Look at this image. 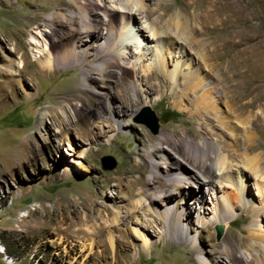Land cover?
<instances>
[{"label": "rangeland", "instance_id": "1", "mask_svg": "<svg viewBox=\"0 0 264 264\" xmlns=\"http://www.w3.org/2000/svg\"><path fill=\"white\" fill-rule=\"evenodd\" d=\"M59 2L0 0V264H223L221 253L228 246L227 238L231 240L236 257L245 255L248 261L256 257L259 262L254 264H263L264 198L260 199L255 194L253 179L250 180L253 185L248 187V196L255 201L241 205L235 198L234 224L224 232L221 227L219 240L216 239L217 224L208 220L206 225L200 226L196 212L186 216L182 222L189 239L179 237L181 226L176 227L172 235L170 223L164 228L163 222L159 219L155 221L148 208L139 206L140 196L135 194L139 190L158 186L148 181L153 170L149 156L156 162L161 163L162 157L175 163L179 157L187 156L183 141L208 139L219 143L221 138L232 143V139L223 135L218 138L214 132L221 131L215 128L237 123L245 125L256 120L259 106L256 105L253 112L247 115L234 112L220 81L216 80V74L222 71L223 77L226 69L233 72L255 70L264 77V0H241L253 15L250 22L260 27L261 34L254 42L248 43L246 53L240 57L237 55L243 46L223 47L226 40L221 31L202 29L200 22L193 20L192 26L200 31L202 29L203 33H199L198 38L203 40V44H208L210 49L214 46L218 49L217 54H213V61H207V64L200 61L199 72L205 84L199 86L190 100H183L178 93L175 95L170 73L181 56L182 46L173 39L166 54V70L157 73L159 79L152 81V89L140 85V96L132 92L131 97L136 103L129 106L124 105L122 96L114 95L110 99L113 107L121 106L125 110L122 128L109 118L104 98L85 90L88 87L86 68L66 66L59 60L52 72L41 69L37 59L40 54L29 42L37 41L43 50L47 46L45 39L37 36L39 29L35 26L30 28L31 31L24 26L40 16L35 8L38 5L48 10L41 16H50L56 9H65L69 15L74 13L72 10L75 8L67 0ZM166 2L170 9L192 16L194 9L190 3L193 0ZM154 3L148 4L156 8ZM152 18L162 30L169 28L175 35V27L169 24L168 18L162 20L160 12ZM239 24L242 27L244 21ZM55 28L60 29L58 26ZM189 29L190 25L178 29L186 40L192 37ZM49 37L52 47L47 46L49 55L42 59L52 55L63 57L70 45L61 43L55 35ZM258 40L262 42L256 46ZM16 46L19 53L12 51ZM131 51L137 52V48L132 46L128 52ZM182 52V56L186 55L187 48L184 47ZM21 53L28 60L24 70L18 66ZM192 53L186 58L199 61L195 52ZM102 63V60L95 63L94 80L90 81L92 89L112 95L119 93L120 87L116 84L120 76L119 68H108L102 73L99 69ZM211 63L218 64V69L214 71L209 67ZM182 71L185 74L190 72ZM126 77V84H130L133 75L127 74ZM247 85H244L245 89L231 90L236 97L246 95L251 88ZM210 90L215 91L214 96L208 94ZM147 95L151 105H145ZM261 96L258 104L264 103V94ZM67 99L74 107L70 115L75 119L77 113L79 119L64 130L62 121L69 123L62 110V106L68 104ZM209 104L213 107L211 112L205 110ZM146 108L157 117V134L151 133L140 121L141 116L146 117L145 113L141 115ZM52 111L56 121L51 124L46 120L51 121ZM166 112L175 114L169 116ZM207 113L212 114L211 119L204 117ZM257 133L255 150L237 151L236 160L239 154H244L246 158V154L250 157L264 154V129ZM164 134L169 136V141L163 145L164 149L157 150L155 147L162 146L160 141ZM29 142L30 147L26 145ZM159 170L165 171L163 168ZM198 192L192 187V194L196 196ZM177 196L175 194L174 198ZM180 198H172L173 201L170 199L168 203L158 202L159 210L164 212L170 205L173 208ZM210 200L206 206L213 210L216 200L213 196ZM186 201L190 203L192 198L188 196ZM189 206L193 207V204ZM180 209L181 205L173 208L168 220L175 219V213ZM260 209L263 215L258 218ZM132 211L146 215L147 220L153 221L151 226L164 234V239L160 240V231L140 227L153 241L151 252L143 251V242L134 230L136 224L132 223ZM112 232L117 236L115 250L109 242ZM225 262L234 264L232 261Z\"/></svg>", "mask_w": 264, "mask_h": 264}, {"label": "bare ground", "instance_id": "2", "mask_svg": "<svg viewBox=\"0 0 264 264\" xmlns=\"http://www.w3.org/2000/svg\"><path fill=\"white\" fill-rule=\"evenodd\" d=\"M58 1L63 2V0ZM67 1L75 8L72 10L74 12L72 15L67 14L65 9H56L50 16H41L48 10L38 5L35 8L40 16L34 18L24 28L31 31L30 28L35 26L34 28L39 29L40 35L37 34V36L41 39L44 38L47 46L52 45L49 36H57V39L61 43L70 45L67 46L68 53L66 52L63 54V57L58 58L51 53L52 57L43 60L42 57L45 58L46 54L47 56L49 55V48L46 46L41 50L37 41H30L29 44L35 45L36 51L35 49L33 51L40 54L39 56L37 55V59L41 69H47L49 72H52L54 67L59 63V60L66 66L73 65V67L86 68L85 77L88 87L85 90L96 95H101L104 98L105 111L109 115V118L120 128L123 127L122 122L125 110L121 106V108L113 107L110 104V99L114 95L122 96L124 105L129 106L136 103L131 97L132 92L140 96V85H147L152 89V81L159 79L157 73H164L166 70V54L173 39L182 48H180L181 56L174 63L173 70L170 73V82L175 90V95L178 93L183 100H190V97L199 90V86L202 83L205 84V79L199 72L201 68L200 61L203 60L205 64H207V61H213V54H217L218 51L215 46L210 49L208 44H203V40L198 38V34L203 33V28L210 29L211 31H221L226 40L223 47L227 49L243 46L238 52L237 57L244 55L246 49H248V43L254 42L261 34L260 27L250 22L252 14L249 12V8L243 5L241 0H199L198 2L193 0L190 3V7L194 11L190 17L182 15V12L170 9L166 0ZM152 1L155 2L156 8L148 4ZM196 5L197 8L195 7ZM159 12L162 20L168 18L169 24L175 27V35L171 34L169 28L162 30L157 26L152 17ZM193 20L200 22L199 24L202 26L201 31L192 26ZM241 20L244 21L242 27L239 24ZM188 25L191 26L189 30L192 31V37L186 40L178 29L181 26L187 27ZM56 26L60 27V29H56ZM33 34L36 33L33 32ZM33 40L37 39L33 37ZM7 41L9 42L10 39ZM261 42L262 40H258L255 42V45L259 46ZM132 46L137 48V52H128V50L132 49ZM184 47L187 48V54L182 56ZM12 51L19 53V48L16 46ZM193 51L199 58L198 62L186 58L190 54L193 55ZM25 57V54L21 53L20 60L22 62L19 60L18 66L22 70L26 69L28 64V60ZM101 60L103 63L99 66V69L102 73H104V70L107 71L108 68L112 70L113 68H119L120 76L117 77L116 81V84L120 87L119 93L114 92L112 95L92 89L90 81L94 80L95 63ZM217 65L216 63H211L208 66L215 71L218 69ZM182 69L190 72L185 74ZM127 74L133 75V81L130 84H126L125 82ZM221 74L222 71H217L216 75L218 78L216 80L220 81L221 88L226 94L228 103L233 111L238 112L240 115H247L249 112H253L252 109L258 105L260 112L256 115V120L253 119L254 121L252 120L245 125L237 123L233 126L215 128L221 131V133L214 132L218 138L223 135L232 139V143L221 140V138L218 139L219 143L208 141V139L198 142L194 140L190 142L183 141L188 151L187 156L179 157V161L175 163L168 162L166 158H162L161 156L162 162H156L152 156H149L150 165H152L153 170L152 176L148 181H150V184H157L158 186L153 189L139 190L135 194L136 196H140L138 199L139 206L148 208L155 221L159 219L163 222L164 228L167 223H170L168 225L170 226L172 235H174L176 227H183L179 234V237L183 240L189 239V235L186 234L187 230L186 227L182 226V222L186 216H192L194 212L199 214L198 222L200 226L206 225L208 220H212L215 224L223 227V232L224 230L228 231L230 226L234 224V217L236 216L233 205L235 198L237 204L241 205H248L250 201H255L253 197L248 196L250 195L248 187L249 185H253L250 182L251 179L255 181V194L260 199L264 198V154L258 153L253 157L246 154L247 158L244 154H239V159L236 160L235 158L237 151L243 149L254 151L256 146L255 140L258 136L257 131L264 129V103L258 104L262 98L261 94H264V77L255 70L233 72L230 69H226L223 71V77H221ZM247 83V87H251L248 94L236 97L231 89H243ZM208 94L214 96L215 91L210 90ZM145 98V105H151L149 96L147 95ZM66 101L68 104L62 106V110L69 118V123L66 120L62 121L64 130H67L72 123H75L79 119L77 113H75V119L72 118L70 110L74 109V107L70 103V99ZM205 108L207 112H211L213 109L212 104H209ZM51 113V121H46L52 124L54 120L56 121V116L54 115V111ZM211 115V113H207L204 114V117L211 119ZM168 141L169 136L166 134L162 135L160 141L162 146L157 145L155 148L157 150L164 149L163 145ZM26 145L30 147L31 143L29 142ZM162 168L165 171L159 170ZM192 187L199 190L198 195L195 196V193H191ZM175 194L181 198L176 201L173 208L181 205V209L176 211L175 219L171 218L168 220V217L172 215L170 213L173 210L172 205L167 206L163 212L159 210L158 202L168 203L170 199L172 200L173 198L174 200L177 198H174ZM188 196L192 198V202L190 203L186 201ZM212 196L216 200L213 210L206 206V202H211ZM183 204L185 206H182ZM191 204H193V207L189 206ZM131 214L132 223L136 224L134 230L143 242V251L151 252L153 241L140 227H145L146 230H148V227H152L160 232L161 230L155 226H151L153 221L147 220L146 215L140 214L137 211H132ZM262 215V209H260L257 217L259 218ZM258 225L260 227L261 223ZM161 234L160 240L164 239L163 232ZM109 236L110 246L115 250L117 236L113 232ZM226 241L228 246L221 253L224 259L222 261L223 264H229L225 261H232L234 264H254V262L258 261L255 260V256L251 261H248L245 255L239 258L236 257L230 243L231 240L227 238ZM258 262L257 264H262ZM215 264L217 263L215 262Z\"/></svg>", "mask_w": 264, "mask_h": 264}, {"label": "water", "instance_id": "3", "mask_svg": "<svg viewBox=\"0 0 264 264\" xmlns=\"http://www.w3.org/2000/svg\"><path fill=\"white\" fill-rule=\"evenodd\" d=\"M143 113L146 114V117L141 116L140 121L143 122L150 129L151 133L157 134L159 129V124L154 112L149 108H146L142 111L141 115H143ZM215 231H216V239L219 240L222 236V228L219 225H217L215 227Z\"/></svg>", "mask_w": 264, "mask_h": 264}, {"label": "trees", "instance_id": "4", "mask_svg": "<svg viewBox=\"0 0 264 264\" xmlns=\"http://www.w3.org/2000/svg\"><path fill=\"white\" fill-rule=\"evenodd\" d=\"M166 114L169 116H174L175 113L174 112H166Z\"/></svg>", "mask_w": 264, "mask_h": 264}, {"label": "built area", "instance_id": "5", "mask_svg": "<svg viewBox=\"0 0 264 264\" xmlns=\"http://www.w3.org/2000/svg\"><path fill=\"white\" fill-rule=\"evenodd\" d=\"M1 250L3 251V248H1Z\"/></svg>", "mask_w": 264, "mask_h": 264}]
</instances>
